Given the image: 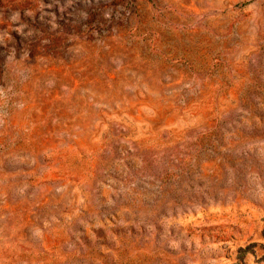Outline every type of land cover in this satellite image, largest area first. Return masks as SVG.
I'll return each mask as SVG.
<instances>
[{
  "label": "rangeland",
  "instance_id": "rangeland-1",
  "mask_svg": "<svg viewBox=\"0 0 264 264\" xmlns=\"http://www.w3.org/2000/svg\"><path fill=\"white\" fill-rule=\"evenodd\" d=\"M0 264H264V0H0Z\"/></svg>",
  "mask_w": 264,
  "mask_h": 264
}]
</instances>
